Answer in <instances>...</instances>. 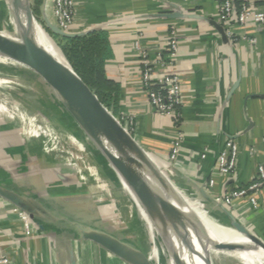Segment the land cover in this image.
Masks as SVG:
<instances>
[{
    "label": "crops",
    "instance_id": "obj_1",
    "mask_svg": "<svg viewBox=\"0 0 264 264\" xmlns=\"http://www.w3.org/2000/svg\"><path fill=\"white\" fill-rule=\"evenodd\" d=\"M75 1V35L93 31L109 34L112 58L107 64L108 77L121 86L118 117L131 123L141 147L155 159L168 160L175 141L182 137L174 179H170L182 199L214 220L231 222L233 217L264 240V189L258 196V208L248 198L236 199L231 206L214 201L253 182L258 165L264 164V24L250 21L241 26L234 17L231 26L235 39L225 40L213 25L223 27L218 0ZM243 1L253 10L264 11V0ZM53 12L52 0H44L43 20L48 18L55 24ZM15 16L11 1L0 0V30L12 25ZM173 27L180 48L171 71L183 80L179 124L154 112L143 87V66L135 48L138 41L155 55L163 49ZM60 116V120L68 121L64 114ZM27 139L33 144L27 140L26 145L21 132L0 119V186L40 201L60 220L52 224L32 219L0 197V253L10 255L13 264H127L83 240L76 231L70 233L62 227L70 219L94 228L70 218L67 206L88 215L114 217L116 204L111 196L121 192V184L109 163L98 160L101 167L94 163L98 180L84 170L90 176L87 182L73 168L62 166L67 159L54 153L42 155L36 140ZM229 140L240 149L238 169L223 176L215 166ZM100 168L111 178L113 187L100 178ZM211 180L215 181L213 188L209 186ZM101 181L107 183L109 193H103ZM130 211L133 214L131 206ZM135 247L148 252L141 244Z\"/></svg>",
    "mask_w": 264,
    "mask_h": 264
},
{
    "label": "water",
    "instance_id": "obj_2",
    "mask_svg": "<svg viewBox=\"0 0 264 264\" xmlns=\"http://www.w3.org/2000/svg\"><path fill=\"white\" fill-rule=\"evenodd\" d=\"M10 1L15 13L22 11L29 18L36 20L30 0ZM44 22L47 29L54 34L64 37L78 36L63 33L48 18H45ZM38 24L49 35L39 22ZM213 25L227 40L224 28L215 23ZM21 29L20 41L11 38L8 45H0V55L17 53L32 62L43 77L41 78L60 98L67 113L81 127L97 150L105 156L109 165L120 176L121 181L130 188L149 215H156L167 224L177 227L195 256L203 264H209L208 254L198 231V222L192 213L185 212L181 208L183 199L172 185L170 178L156 166L151 155L141 147L113 113L101 103L97 95L82 81L61 51L66 65L58 61L47 50L32 43L28 39L25 27ZM53 43L57 47L54 41ZM0 197L29 214L32 219L39 218L52 224L60 220L40 201L10 188L0 186ZM231 224L234 229L242 232L264 251L263 239L233 217H231ZM68 226H71L83 240L97 244L127 264H154L144 252L108 233L83 227L66 219L62 227Z\"/></svg>",
    "mask_w": 264,
    "mask_h": 264
},
{
    "label": "bare ground",
    "instance_id": "obj_3",
    "mask_svg": "<svg viewBox=\"0 0 264 264\" xmlns=\"http://www.w3.org/2000/svg\"><path fill=\"white\" fill-rule=\"evenodd\" d=\"M12 25L15 26L14 28L16 31H20L21 33V28L25 27L28 39L32 43L47 50L58 61L66 65L59 48L54 45L50 36L40 27L34 18H29L22 13V11H17L14 20H12ZM20 39L21 38L18 37L15 40L20 41ZM10 40V37L0 31V45H8V41ZM10 71H22L28 74H33L35 72L42 77L39 70L35 68V65L19 54L9 53L7 55H0V93L3 91L8 99L4 100L0 98V115L2 114L3 116V114H6L7 118L11 121L20 117L23 121H27V128L32 132L33 136H38L40 133H43V135H46L53 140L58 139L61 141L62 149L64 145L69 148L75 146L76 151L73 152L76 154L73 156L80 157L85 170H95L96 172L97 166L94 163L85 161L88 151L83 141L79 139L76 124L70 117H67V119L71 128L63 125L61 121L56 122L51 120L50 122L47 118L41 119L32 111L25 110L23 106L21 107L19 102L14 98H11L12 102H9L11 93L12 95L15 94L18 96L19 93H23L30 87V84L27 81H22L16 77L10 76ZM106 146L109 148L108 145ZM153 160L156 166L160 168V161L154 158ZM161 170L167 176L168 174L166 172L172 175L168 168H163ZM79 178L81 179L82 176L79 175ZM121 184L125 190L129 191V188L125 183L121 181ZM134 200L136 201V204H140L135 197ZM181 205L183 206L181 208L185 212L192 213L198 222V231L200 232L206 253L208 254L209 264H216L223 253L235 256L246 264H264V251L249 240L242 232L234 229L231 222L213 220L201 210L198 211L195 205L184 199L182 200ZM143 210L148 216L147 219L149 218L148 222L150 228L157 234V237H155L154 240L163 257L162 264H203L195 256L194 251L190 248L177 227L167 224L163 219L156 215H151V217L144 208ZM70 264H73V262Z\"/></svg>",
    "mask_w": 264,
    "mask_h": 264
},
{
    "label": "rangeland",
    "instance_id": "obj_4",
    "mask_svg": "<svg viewBox=\"0 0 264 264\" xmlns=\"http://www.w3.org/2000/svg\"><path fill=\"white\" fill-rule=\"evenodd\" d=\"M41 25L43 26V28L47 30L45 22H44L45 26L43 24ZM14 27L15 26L10 25L8 28H2V30L0 31L10 38L16 39L18 37H21L19 35H21L22 33L20 31L19 32L16 31ZM9 74L12 77H16L17 79L22 81H27L30 84V87L26 89L23 93L21 94L19 93L18 96L15 94L12 95L11 93L9 102H12L11 98H14L17 102H19L21 107L23 106L25 110L27 109L28 111H32L34 114L38 115L41 119L47 118L50 122L51 120L60 122V117H61L60 114H64L65 117H70V115L63 107L60 98L57 96L54 90L38 74H36L35 72L33 74H28L22 71H13V72L10 71ZM0 98L4 100L7 99L3 91L2 93H0ZM0 119H3L4 122H8L10 126H14L16 129L19 130L21 132L22 139L24 138L25 140L26 145L28 140L27 138H33L34 140H36V142L39 144L42 155L49 154V156H54V154H56L55 156L58 155V157H60L61 155V157H63L64 160L67 159L66 162L62 163V166L68 169L73 168L77 172L78 176L79 175L82 176L81 180L85 179V181L87 182L89 181L90 176L87 172H89L96 180L99 179L98 171L95 172V170L93 171L86 170L87 172L86 171L84 172L85 169L83 168L84 166L83 163L81 162L80 157L73 156L76 154L73 152L76 151L75 146L70 147L71 148L70 150L68 146L64 145L62 149V147L60 146L61 143L49 138L46 135H43V133H40L38 136H33L32 132H30V130H28L27 128V121H23L20 117H17L13 121H11L7 118L6 114H3V116L1 114ZM72 121L76 124L77 127L76 130L78 131V136L83 141L88 151V155L85 157V161L96 163L98 166L100 165V162L98 160L107 162L105 156L100 151L99 153H94V151L90 147V145L95 147L93 142L89 139V137L85 134V132L73 119ZM28 141L30 144H33L31 140ZM95 150H97V148ZM99 170H100L99 171L100 178L103 180L105 179V181L106 180L109 181L111 183V186L113 187L114 184L113 181L105 173L103 168H100ZM166 173L168 174L169 178L171 177L172 179H174L173 174L170 175V173L168 172ZM113 174H115V176L117 177V182L119 180L120 182L119 184H121L120 176L115 171H113ZM20 179L22 180L23 178ZM100 185L103 193L106 194L110 192L107 183L101 181ZM120 187H121L120 189L121 192L116 193L117 194L116 197L113 195L111 196L113 197L112 198L113 200L111 199V201L116 204V207L114 206L115 214L113 213L114 217L111 219H106L96 213H91L88 215L87 213L84 214V212L81 210L80 212H77L79 209H77V207H71V206H67V209L69 211L67 210L68 212L66 211V213H68V216L70 218L75 219V221L78 220L83 223H90V225H94V228L92 227V229L98 231L99 229L101 230L104 229L106 230V232L105 231L102 232L108 233L127 244H130L132 246L141 244L142 247L146 251H148L147 252L148 254L147 253L145 254L152 262L157 264H162L163 257L159 252V249L156 247L154 240L155 237H157V234L155 233L154 230L150 228L148 222L149 218L147 219L148 216L144 213L143 206L141 204H136L134 197L136 199L137 197L130 190V188L129 191H127L124 189L122 184L120 185ZM127 198L129 199L127 200ZM130 206L134 210L133 214L130 213L131 212ZM216 264H246V263L242 262L240 259H238L235 256H231L228 253H223L222 256L220 257V260L216 262Z\"/></svg>",
    "mask_w": 264,
    "mask_h": 264
},
{
    "label": "built area",
    "instance_id": "obj_5",
    "mask_svg": "<svg viewBox=\"0 0 264 264\" xmlns=\"http://www.w3.org/2000/svg\"><path fill=\"white\" fill-rule=\"evenodd\" d=\"M218 1L220 2V19L227 38L231 40L235 39V32L231 26V21L234 17L237 18L241 26L250 21L264 24V11H256L248 6H244L241 10H238L235 0ZM52 2L54 4L55 25L65 34H74L77 15L76 1L52 0ZM183 2L188 3L189 0H183ZM252 42L254 43L255 41L253 40ZM135 48L143 66V87L154 112L161 118L169 117L176 124H179L181 117L180 108L184 103L183 80L178 74L171 71L179 57L180 43L176 28H171L163 49L155 55L147 52L138 41L135 43ZM115 117L136 139L134 130L130 126L131 123L128 120L124 121V118ZM129 119L131 120V118ZM182 140L180 136L177 138L168 160H159L160 169L168 168L174 175L175 166L180 156ZM254 150L252 148L251 153H254ZM239 155L240 149L238 144L233 140H229L225 150L218 156L215 166L216 172L223 176H230L235 173L238 169ZM151 157L154 158L152 155ZM205 157L206 155L203 156V158ZM257 172V176L253 182L247 186L238 187L223 196L216 197L214 199L215 203L231 206L236 199L248 198L252 206L258 208V196L264 189V164L260 163L258 165ZM214 184L215 181L211 180L209 186L213 188ZM0 264H13L12 257L8 254L0 253Z\"/></svg>",
    "mask_w": 264,
    "mask_h": 264
},
{
    "label": "trees",
    "instance_id": "obj_6",
    "mask_svg": "<svg viewBox=\"0 0 264 264\" xmlns=\"http://www.w3.org/2000/svg\"><path fill=\"white\" fill-rule=\"evenodd\" d=\"M30 1L36 20L44 25L42 15L44 0ZM235 5L238 10L247 6L243 0H235ZM47 32L76 74L97 95L101 103L118 117L121 86L108 77L107 64L112 58L109 34L105 31H93L82 36L64 37L54 34L49 29ZM60 121L71 128L68 121ZM70 227L64 229L74 233Z\"/></svg>",
    "mask_w": 264,
    "mask_h": 264
}]
</instances>
